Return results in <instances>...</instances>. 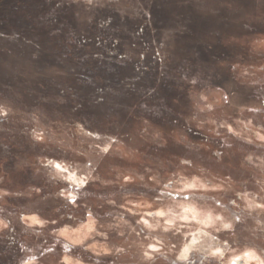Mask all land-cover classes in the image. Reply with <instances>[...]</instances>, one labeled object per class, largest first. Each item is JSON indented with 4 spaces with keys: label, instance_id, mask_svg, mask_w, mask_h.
<instances>
[{
    "label": "rangeland",
    "instance_id": "1",
    "mask_svg": "<svg viewBox=\"0 0 264 264\" xmlns=\"http://www.w3.org/2000/svg\"><path fill=\"white\" fill-rule=\"evenodd\" d=\"M234 262L264 264V0H0V264Z\"/></svg>",
    "mask_w": 264,
    "mask_h": 264
},
{
    "label": "bare ground",
    "instance_id": "2",
    "mask_svg": "<svg viewBox=\"0 0 264 264\" xmlns=\"http://www.w3.org/2000/svg\"><path fill=\"white\" fill-rule=\"evenodd\" d=\"M162 16V15H161ZM166 21V20H165ZM168 22H170V21H168ZM166 24H167V22H166ZM112 26V25H111ZM200 26V25H199ZM204 26V25H203ZM200 27H202V26H200ZM238 263V262H237ZM236 262H234L233 264H237Z\"/></svg>",
    "mask_w": 264,
    "mask_h": 264
}]
</instances>
